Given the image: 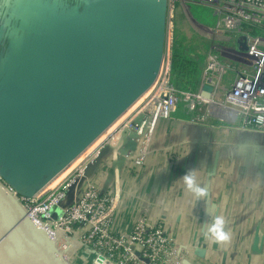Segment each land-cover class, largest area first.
Masks as SVG:
<instances>
[{"label":"water","instance_id":"1","mask_svg":"<svg viewBox=\"0 0 264 264\" xmlns=\"http://www.w3.org/2000/svg\"><path fill=\"white\" fill-rule=\"evenodd\" d=\"M75 1L60 13L31 5L37 30L19 33L5 56L0 164L22 186L62 172L150 87L163 58L164 0ZM51 243L0 184V264H63Z\"/></svg>","mask_w":264,"mask_h":264},{"label":"crops","instance_id":"2","mask_svg":"<svg viewBox=\"0 0 264 264\" xmlns=\"http://www.w3.org/2000/svg\"><path fill=\"white\" fill-rule=\"evenodd\" d=\"M36 2L56 13L76 4L0 0V47L10 50L19 33L37 30L11 24L13 16L16 22L20 16L26 19L23 12L27 15ZM121 27L116 24V31ZM191 116L179 109L171 118L160 119L139 166L118 155L113 160V153L107 152L88 172L86 183L112 196L108 213L116 231L128 232L143 216L150 225L163 223L178 246H188L191 264H264L263 249L254 248L255 239L258 245L264 243V134L202 125L191 122ZM115 123L91 143L94 148ZM120 142L114 139L116 150ZM185 177L191 178L192 188Z\"/></svg>","mask_w":264,"mask_h":264},{"label":"built area","instance_id":"3","mask_svg":"<svg viewBox=\"0 0 264 264\" xmlns=\"http://www.w3.org/2000/svg\"><path fill=\"white\" fill-rule=\"evenodd\" d=\"M175 1L164 0V52L158 72L141 95H146L143 101L132 111L130 106L114 129L117 134L122 132V139L116 150L113 141L117 135L112 138V158L116 160L118 155L130 166L143 163L157 122L171 118L179 109L193 115L191 122L264 134V0L198 2L211 10L212 31L220 36L226 34L224 39L231 43L227 56L217 51L206 55L199 84L189 92L174 85L170 67ZM240 39L243 45L238 42ZM204 84L212 89L208 99L200 95ZM129 140L135 144L133 150L125 148ZM101 143L103 140L92 151H100ZM64 179L53 188L44 187L47 189L37 192L35 198H25L16 188L0 184L18 202L30 222L46 231L52 241L60 238L66 242L71 236L82 240L92 264H183L191 254L188 246H178L166 233L163 223L150 225L143 216L137 218L128 232L116 231L108 213L112 196L92 187L88 181L82 188L72 185L76 177L69 182ZM57 230L62 232L59 237L54 233Z\"/></svg>","mask_w":264,"mask_h":264},{"label":"rangeland","instance_id":"4","mask_svg":"<svg viewBox=\"0 0 264 264\" xmlns=\"http://www.w3.org/2000/svg\"><path fill=\"white\" fill-rule=\"evenodd\" d=\"M20 1L21 0H18V3ZM23 1L26 2L27 0ZM205 1L206 0L175 1L173 30L171 38L172 42L170 48V67L171 71H175L176 73L174 85L178 89H182L185 92L194 91L198 86L201 79L205 57L210 51H217L221 55L227 56L230 49L229 44L231 43V41L224 39V36H226V34H221L220 36L218 33L212 31V26L214 25V17L211 13V10L208 7H204L198 3ZM38 13L39 12L34 14L33 12H31L25 15L23 12L22 15L26 17V19L20 16L19 21L16 22V17L13 16V22H11V18L7 20H10L11 24L13 25L22 24L29 26L32 25L35 27L37 23ZM32 22H34L35 25H33ZM2 24H4L3 20L2 23L0 22V25ZM8 51L9 49L6 50V48L0 47V87L5 80L4 78L7 75L9 69V65H7L3 61L5 60V55ZM173 60H177V70H174L172 67ZM143 96H140L138 100H136L131 105L130 111L136 108L143 101L146 95L144 94ZM127 112L118 118L115 125L123 119ZM194 117L196 118L197 116ZM217 124L218 122H216V125ZM110 134L111 135L107 136L106 139L103 140V143L99 145L100 151L96 150L91 152V150L94 148L91 145L86 151L82 152L77 157V159L74 160V162L70 164V166L65 171H63L60 176L58 175L57 177V174L54 176L57 168L51 170L50 174L47 176L50 177V180L48 179L49 182L47 181L48 183L46 184L39 183L36 186H22L15 179L8 177L9 171L2 164H0V182L6 187L16 188L19 194L25 198H35L37 196V192L41 190L43 191L47 188H53L64 178V180L69 182L70 180H73L74 177H76L77 181H74L72 185L74 187L78 185L83 188L87 180V174L91 170V168L100 160V158H104V155L106 156L107 152H113L114 148L110 146V144L112 145V138L120 134H117L114 130ZM96 152L98 153L96 154ZM68 165L69 164H67V166ZM65 167L66 166H64V168ZM54 178H56V180L52 182ZM45 180H47V178H45ZM70 238L71 240L66 242H64V240L60 238H57L55 241L51 240L52 247L55 249L61 262L63 264H92V257L90 256L89 250L86 248L85 243L79 239L75 240V238H73L72 236ZM64 244L66 245V247H64ZM77 245L79 246L75 251H73Z\"/></svg>","mask_w":264,"mask_h":264},{"label":"bare ground","instance_id":"5","mask_svg":"<svg viewBox=\"0 0 264 264\" xmlns=\"http://www.w3.org/2000/svg\"><path fill=\"white\" fill-rule=\"evenodd\" d=\"M151 89H152V88H151ZM137 100H138V99H137ZM130 108H131V107H130ZM117 120H118V119H117ZM117 120H116V121H117ZM122 120H123V119H122ZM122 120H121L120 122H118L115 126H116V127L119 126V125L121 124ZM116 127H115V128H116ZM119 134H120V135H117V136H116V140H118L119 138L122 137V132H120ZM76 159H77V158H76ZM76 159H75V160H76ZM73 162H74V160H73L71 163H69V165L66 166V167L64 168L63 171H65V170L70 166V164H72ZM63 171L60 172L58 175L60 176V175L63 173ZM58 175H57V177H58ZM57 177H56V178H57ZM56 178H54V179L52 180V182H53L54 180H56ZM57 232H58V234H57ZM54 233H55V236H58V237H59V235H62V232H61L60 230H57V231H55Z\"/></svg>","mask_w":264,"mask_h":264},{"label":"clouds","instance_id":"6","mask_svg":"<svg viewBox=\"0 0 264 264\" xmlns=\"http://www.w3.org/2000/svg\"><path fill=\"white\" fill-rule=\"evenodd\" d=\"M185 179H186V182L188 183V186L190 188H192L193 187V184H192L191 178L190 177H185ZM195 191H196L197 195H203V191L201 189L195 188ZM219 223H222V222L221 221H218V224Z\"/></svg>","mask_w":264,"mask_h":264},{"label":"trees","instance_id":"7","mask_svg":"<svg viewBox=\"0 0 264 264\" xmlns=\"http://www.w3.org/2000/svg\"><path fill=\"white\" fill-rule=\"evenodd\" d=\"M172 67H173L174 70L178 69L177 60H173L172 61ZM172 74H173V82H175V79H176L175 71H173Z\"/></svg>","mask_w":264,"mask_h":264}]
</instances>
